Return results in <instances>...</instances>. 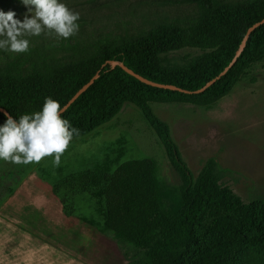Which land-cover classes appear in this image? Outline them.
Here are the masks:
<instances>
[{
    "label": "trees",
    "instance_id": "trees-1",
    "mask_svg": "<svg viewBox=\"0 0 264 264\" xmlns=\"http://www.w3.org/2000/svg\"><path fill=\"white\" fill-rule=\"evenodd\" d=\"M202 11L198 18L152 26L130 39H93L36 44L10 57L1 52L0 108L13 116L39 111L49 96L61 108L96 74L98 78L61 114L78 130L72 139L110 122L126 103L142 113L182 179L179 188L159 175L150 159L130 160L113 172H83L66 179L82 190L96 189L103 201L101 233L110 234L126 264H264V199L244 201L223 182L222 169L209 158L194 179L180 157L168 125L152 103L211 106L228 96L246 70L264 56V25L253 31L235 64L247 30L264 19V0L226 6L221 0H186ZM183 49L202 52L179 67L161 58ZM57 52H63L57 56ZM117 62L111 69L110 62ZM120 64L149 81L190 91L148 86ZM5 115L0 112V124ZM52 193L56 195L55 189ZM83 222L94 225L93 222Z\"/></svg>",
    "mask_w": 264,
    "mask_h": 264
},
{
    "label": "rangeland",
    "instance_id": "rangeland-1",
    "mask_svg": "<svg viewBox=\"0 0 264 264\" xmlns=\"http://www.w3.org/2000/svg\"><path fill=\"white\" fill-rule=\"evenodd\" d=\"M221 1L226 6H232L247 0ZM63 2L79 13L78 32L67 39L41 33L30 38L29 48H34L36 44L57 47L64 41L93 39L98 35L127 40L146 34L157 24L194 19L203 14L197 5L186 0ZM0 10H13L15 18L21 20L27 12L20 0H0ZM2 51L0 64L4 62ZM3 52L10 57L18 54ZM62 54L57 52V56ZM202 54L198 50L183 49L161 58L164 65L179 67ZM151 110L168 125L180 157L194 179L205 162L213 158L226 170L223 182L237 196L244 201L264 199V56L246 70L228 96L211 106L152 103ZM143 159L154 161L160 177L169 185L181 186V177L172 167L141 111L126 103L110 122L86 136L72 139L61 155L59 166L53 165L51 156L27 165L0 161V204L7 205L20 186H42L56 200V207H52L53 201H49V225L43 227L40 234L50 251L65 254V264H126L113 237L101 233L104 208L102 199L96 195L97 190L84 191L64 181L87 171L113 172L126 161ZM53 189L56 195L52 193ZM0 218V241L10 240L9 227H12L13 246L15 241L20 246L25 243L21 240L23 235L29 234L38 239L39 236L30 230L35 228L16 224L21 220L19 213L12 211L13 226L10 212L1 211ZM94 245L96 252L93 249L90 251Z\"/></svg>",
    "mask_w": 264,
    "mask_h": 264
},
{
    "label": "clouds",
    "instance_id": "clouds-1",
    "mask_svg": "<svg viewBox=\"0 0 264 264\" xmlns=\"http://www.w3.org/2000/svg\"><path fill=\"white\" fill-rule=\"evenodd\" d=\"M27 12L17 19L13 10H0V50L25 53L30 38L41 33L67 39L79 30V13L63 0H20ZM7 45L5 48L4 46ZM58 101L46 96L39 111L21 114L15 121L5 113L0 124V161L27 165L46 156L59 166L61 155L78 130L61 117Z\"/></svg>",
    "mask_w": 264,
    "mask_h": 264
},
{
    "label": "crops",
    "instance_id": "crops-1",
    "mask_svg": "<svg viewBox=\"0 0 264 264\" xmlns=\"http://www.w3.org/2000/svg\"><path fill=\"white\" fill-rule=\"evenodd\" d=\"M50 200L53 201L51 206L56 207V200L49 195L46 188L42 186L31 188L24 185L18 187L15 195L10 198V202L7 204L8 206L5 204L1 206L0 204V214L1 211L10 212L11 226H13L12 211H15L20 214L21 219L18 223L16 222V224L29 228H35L30 230L39 236L37 239L29 234L23 235L21 240H24L25 243L20 246V244L15 241L14 243H16V245L13 246L12 227L8 228L7 226L11 235L8 236L10 237L9 241H0V264H65V254L58 253L59 251L56 250L50 251L49 246L43 241V237L40 236L42 228L49 225L50 216L48 207ZM62 219L61 222H63ZM1 221L2 220L0 218V224ZM33 232L31 233L33 234ZM91 249L96 252L97 248L94 245L92 248L90 247V251ZM83 252L85 251L83 250ZM81 257L82 255L80 254L79 258ZM73 264H80V262H74Z\"/></svg>",
    "mask_w": 264,
    "mask_h": 264
},
{
    "label": "water",
    "instance_id": "water-1",
    "mask_svg": "<svg viewBox=\"0 0 264 264\" xmlns=\"http://www.w3.org/2000/svg\"><path fill=\"white\" fill-rule=\"evenodd\" d=\"M264 25V19H262L261 21L255 23L253 26H251L246 34L244 35L243 37V40L240 44V47H239V50L236 52V55L235 57L232 59V61L229 63V65L214 79L210 80L209 82H207L201 89L195 91L194 93H201L203 91H205L208 87H210L212 84H214L218 79H220L222 76H224L228 70L235 64V62L237 61V58L240 56V54L242 53V51L244 50L245 46H246V43L249 39V36L250 34L255 31L258 27ZM117 65V62H110V66H111V69H113L115 66ZM120 67L126 72L128 73L129 75L133 76L134 78L138 79L140 82L148 85V86H151V87H155V88H159V89H163V90H170V91H178V92H182V93H185V94H190L191 92L190 91H185V90H182V89H179L175 86H172V85H165V84H159V83H155V82H152V81H149L145 78H142L138 75H136L134 72H132L131 70H129L128 68H126L124 65L120 64ZM98 78V74H96L87 84H85L82 88H80L75 94L74 96L67 102V104L62 107V111L60 113V115L62 113H64V111L73 103L76 101V99L81 95L83 94L93 83L94 81ZM0 112L2 114H5L7 113L4 109L0 108Z\"/></svg>",
    "mask_w": 264,
    "mask_h": 264
}]
</instances>
